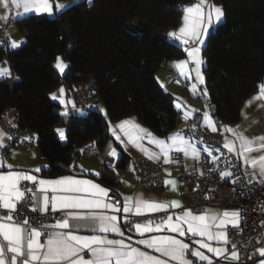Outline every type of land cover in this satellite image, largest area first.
<instances>
[{"label":"snow or ice","instance_id":"obj_1","mask_svg":"<svg viewBox=\"0 0 264 264\" xmlns=\"http://www.w3.org/2000/svg\"><path fill=\"white\" fill-rule=\"evenodd\" d=\"M87 2L91 3V0ZM73 6H76L75 2L65 5L55 3V0H0V8L5 13L0 15V21L7 22L13 9L16 10L17 17L24 18L33 13L53 16L54 8L62 12ZM182 10L181 26L178 30L168 32L167 36L184 46L187 59L173 62L172 67L189 81L193 80L194 73L191 89L195 93L200 85H205L202 72L205 61L201 56V48L209 30L223 23L225 13L221 6L211 3L210 0H197L190 6H184ZM21 43L26 41L18 43L10 40L8 47L17 49ZM190 64L193 65L192 68L189 67ZM53 67L63 75L69 65L58 56ZM10 76V67L0 66V78ZM258 90L259 94L252 99L264 100V82L258 83ZM65 93V88L60 87L58 92L50 94V98L58 100L64 106L65 110L61 114L67 116L68 105L71 104L73 109L76 106L74 102L65 99ZM200 94L207 96V88L204 87ZM251 103L252 100H249L248 104ZM175 107L181 111L180 104ZM99 111L107 115L105 110ZM193 111H182V118L188 120ZM197 123L210 128L213 133L218 131V122L207 111L197 117ZM196 127L195 123L189 126L193 135ZM222 127L225 133L230 134L225 136L223 147L234 153L245 168V188L240 194L242 198L247 197L248 192L252 191L250 186L253 183L264 186V135L250 138L245 134L242 125L235 128ZM109 129L112 136L125 146V151L131 145L149 160L163 165L179 164V161L172 159V155L182 153L186 170L191 168L203 175L196 168L201 158V149L191 138H186L183 131L160 138L131 118L116 125L109 122ZM55 131L61 140L67 139L66 129L58 128ZM9 139L11 136L0 129V210H4L0 212V264H193L190 256L197 258L201 264H213L212 257L206 255L204 250L227 264H238L240 261V251L237 244L230 239L228 230L231 227L238 230V235L242 233L241 225L247 224V213L242 214L241 209L218 211L211 207L185 208L179 200L164 201L152 194L143 193L123 196L121 199L119 194L110 196L111 190L93 179L83 178L88 170L82 166L79 176L43 178L38 174L47 165L23 168L7 163L2 150L7 147L6 140ZM24 139L31 140L30 137ZM144 141L154 145L157 150L146 147ZM94 145L95 142L89 147L94 148ZM80 151L83 152L84 149ZM203 151L216 165L212 171H217L220 157L213 155V151L218 152L219 149L205 147ZM15 155V152L11 153L12 158ZM107 155L113 161L119 156L112 145H109ZM189 160L193 163H187ZM228 165V168L219 170L220 179H228L230 183L236 184L240 177L230 170L236 165L230 161ZM76 167L72 166L73 171ZM114 167V162L106 164L105 174L108 170H114ZM165 172L171 176L168 169ZM89 174L101 176L95 170ZM164 185H170L173 191L177 190L175 179H165ZM209 198L205 193V199ZM24 206H29L36 215H23ZM176 209L180 211H174ZM57 213L61 214L60 218H56ZM150 213L165 215L158 220L148 219L145 223L133 219ZM48 214H52L53 222L41 223V219ZM261 227L264 228V222ZM132 233L139 238H134ZM259 240H264V232H261ZM241 247L246 245L242 244ZM255 251L264 257V247ZM259 264H264V259Z\"/></svg>","mask_w":264,"mask_h":264},{"label":"trees","instance_id":"obj_2","mask_svg":"<svg viewBox=\"0 0 264 264\" xmlns=\"http://www.w3.org/2000/svg\"><path fill=\"white\" fill-rule=\"evenodd\" d=\"M57 1V0H55ZM195 0H92L80 2L54 17L30 15L19 20L26 43L6 54L14 78H0V115L12 108L22 126L37 132V145L56 177L77 160L81 147L109 139L108 120L97 109L64 116L50 94L63 85L91 82L111 121L136 115L159 136L177 127L174 97L157 80L164 63L185 55L167 36L179 24L181 7ZM221 3L225 21L207 39L203 50L207 97L217 108L219 124H234L244 101L264 80V0H212ZM5 55L0 49V58ZM69 65L60 75L57 57ZM19 77V79H16ZM64 127L63 142L56 129ZM129 157L123 153L118 167ZM114 189L117 170L99 179Z\"/></svg>","mask_w":264,"mask_h":264},{"label":"crops","instance_id":"obj_3","mask_svg":"<svg viewBox=\"0 0 264 264\" xmlns=\"http://www.w3.org/2000/svg\"><path fill=\"white\" fill-rule=\"evenodd\" d=\"M74 2H75V4H77L80 2H87V0H57V1H55V3H62L65 5H72V4H74ZM91 2H92V0H91ZM195 2H197V0H195L193 3H195ZM210 2L216 4L217 6H221L223 8V11H224V7L221 3H216V2H213L212 0H210ZM88 4H90V3H88ZM192 4H190V5H192ZM190 5H188V6H190ZM60 12H61V10L54 8V15L50 16V17H54ZM224 13H225V11H224ZM4 14L5 13H4L3 8H0V15H4ZM34 14L35 13H33L31 15H34ZM41 15H46V14H41ZM182 16H183V10H182ZM182 16H181V19L179 21V24L176 27L172 28L170 31L178 30V27L181 26V24H182ZM20 19H22V18L17 17L16 16V10L13 9L11 14H10L9 20L7 21L10 23V25L6 31L9 39L15 40L18 43H20L22 41H26V36L22 33V31L19 28V20ZM224 21H225V15H224L223 22ZM7 22L0 21V49H2V40H3L2 32H1L2 27ZM221 24L210 29L209 35L211 32L216 30ZM207 39H208V37H206L205 44L201 48V56H202V59L205 61V64L202 65V72H203V75L205 78V83H206V77H205L204 70H205V67L207 65V61H206V58L204 57L203 50L206 46ZM177 43L179 44V42H177ZM22 44H24V43H21V45ZM180 46L183 49L184 46H182V45H180ZM191 46L192 45H189V47H191ZM13 50H16V49H12V51ZM180 59H187L186 53L181 58L171 59V60L166 61L164 63V65L162 66V68L157 73V80H158L159 84L161 85V87L165 91L169 92L174 97L175 104L181 105V111H179L180 117H179L178 127L172 133L183 131L186 138H191L194 143H197L194 140V138L192 137L189 129L187 128V123L189 121H194L196 123L197 117L202 116L203 112H205V111L209 112L207 109L199 107L192 99L193 95L203 96L200 93L203 91V88L206 86L200 85L198 87L197 92H195V93L193 92V90L191 89V82H194V73H193V80L189 81L188 79L181 77L179 75L178 71L172 67L173 62L179 61ZM0 66L10 67L12 76L5 77V78L10 79V78L15 77L14 71L11 68V65H10L9 60H8L6 55H4L3 57L0 58ZM189 67L192 68L193 65L190 64ZM67 69L65 70V73H66ZM177 81H179V82H177ZM262 82H264V80ZM185 83H188V87H189L188 92H185L182 89V86ZM61 87H64L66 90L65 99L68 101L74 102L75 106H76L75 109H73L71 104H69L68 109H67L68 113H70V111L73 110L74 112L77 111V114L85 115L92 109H97V110L103 109L106 111V113H107L106 116L103 114V112H101V111L100 112L108 120L109 139L106 141V143L103 146H100V149H99L97 155L86 154V153L81 152L79 158L77 160L73 161L68 166L67 172L62 174V175L56 176V177H46V176L42 175L43 170L50 168V163L43 158L41 149L38 146L32 147V148H22V147L15 148L12 151V152L16 153L15 157L14 158L11 157V153H12L11 152L5 158L7 163L12 164L13 166H16V167H23V168H34L37 166L47 165L48 167L42 168L41 173L38 174V175L42 176L43 178H57L60 176H65V175H77V176H79L81 173V167L80 166H82L83 169L88 170V172H86L84 174L83 178L93 179L96 183H100L103 187L108 188L112 191L113 189H111L109 186L105 185L99 179L103 175V172L101 170L102 166L114 162V164H115L114 169L117 170V174L119 177V184L114 186V188L120 194L121 198L123 196H134L137 193H143L145 195L152 194L153 196H155L159 199H162L164 201L179 200L182 202L184 207L187 208L188 202H189V196L192 192V186L178 177L177 164L172 163V164H168V165H163L162 163H160L163 166L164 180L165 179H175L177 181V190L176 191L171 190L170 185L165 186L164 180H163V183L161 185H152L148 188L144 187V186H139L138 184H136V182L134 180H132L129 176L126 175L123 168L118 167V163H119L123 153H125L129 157L130 161H132L137 156L144 155V154L131 145H128L127 151H125V146L122 145L120 143V141L116 140V138L114 136H112L111 131L109 129V122L112 125H116L122 120L131 118L135 122H137L141 126H143L144 128H147L148 130H150L157 137L166 138L167 136L162 137V136L157 135L153 130H151L150 128H148L144 124H142L136 115H131V116L125 117V118L117 120V121H111L105 105L102 102L97 101V96L92 93L93 86H92L91 82L74 84L71 87H66L65 85H63ZM56 92H58V90ZM258 94H259V90L257 89L252 95H250L244 101L242 109H241V117H240L239 121L234 123V124H219V122L217 121V118L213 117L210 114L212 116V118L218 122L217 128L221 130L224 137L227 135H230V134L225 133L223 131L222 126H231V127L235 128L238 125L243 126V130L245 131V134L250 138L251 137H259V136L264 135V100H253L252 99L254 96H256ZM77 96L84 101V104L82 106H77V104H76V97ZM203 97H207V96H203ZM249 100H252L251 104H248ZM55 102L59 104L58 100ZM60 107H61V110L63 112L65 110L64 106L60 105ZM80 110L84 111L83 112L84 114H81ZM193 110H196V111H193ZM182 111H193V115L190 116L188 120H185L182 118ZM245 114H246L247 118H245ZM253 121H255V123H253ZM17 122H18L17 114L12 108L7 109L3 114L0 115V129H2L3 132L8 134V135H9L8 127L11 125H15ZM199 126H201L202 128H204L206 130H210V128H208L206 126H202L201 124ZM172 133H170V134H172ZM7 141L8 140H6V144H7ZM143 143L149 149H151L153 151L157 150L154 145L147 144V141H144ZM109 145H112V147L116 148V150L119 154L118 158L115 161H113V158H111L107 155V150L109 148ZM197 147L201 149V146L199 143H197ZM81 149H82V147H81ZM33 154H35L34 158H33ZM174 154L172 155L173 160H175ZM201 159H202V152H201L200 161H199V163L196 164V166L200 165ZM185 163H186V161H185ZM187 163L191 164L193 162L189 160V161H187ZM241 163H242V161H241ZM73 165L77 166L74 171L72 169ZM242 167H243L244 172H245V168H244L243 164H242ZM165 169H168L170 171L171 176H168L166 174ZM92 170L100 172L101 176L95 177L93 175H90L89 173ZM248 172H249V176H250L251 170L249 169ZM25 183L28 184L29 187H33V185H31L30 183H28V182H25ZM111 191H110V193H111ZM110 193H109V195H110ZM205 207L215 208L218 211H223L225 209H240L238 207H235V206H232L229 204H225V203H214V204L201 206L200 208H205ZM140 223H145V222H140ZM83 234H87V233H83ZM132 235L134 236V238H139L136 236L135 233H132ZM186 242L191 243V241H186ZM194 247H196V246L194 245ZM204 251H205L206 255H209L212 257L213 262H215L216 260H220V258L214 257L212 254L208 253L207 250H204ZM262 259H264V257L260 258V260H262Z\"/></svg>","mask_w":264,"mask_h":264},{"label":"built area","instance_id":"obj_4","mask_svg":"<svg viewBox=\"0 0 264 264\" xmlns=\"http://www.w3.org/2000/svg\"><path fill=\"white\" fill-rule=\"evenodd\" d=\"M180 9L182 10L183 7ZM9 25V22L5 23L1 31L3 37L2 50H4L5 55L12 51V49L8 47L10 39L6 32ZM182 89L183 91L188 92V83H185L182 86ZM92 93L96 95L97 89L95 87H93ZM192 99L199 107L207 109L213 117H216L217 108L212 100L208 97L199 95H193ZM76 104L77 106H82L84 101L77 96ZM59 111L62 112L61 108ZM16 114L18 122L15 125L8 127L11 139L7 141V147L3 150L5 158L17 147L32 148L38 146L37 132L29 126H22L19 122L18 112H16ZM194 123V121H189L187 123L189 131V126ZM190 133L197 143H199L198 141H203L202 143H199L201 146L202 159L200 165L196 166L197 169L203 172V175H200L199 171H193L191 168L186 170L184 166L185 158L183 154H174L175 160L179 161V164H177L178 177L192 186V192L189 196L187 208L190 207L198 209L204 205L225 203L240 208L242 213H247V224L241 225V228L243 229L242 233L238 235L237 229L229 227L228 234L232 242L237 244V248L240 251L241 259L238 264H259L261 256L255 250L260 247H264V240H259L261 232H264V228L261 227V223L264 222V186L253 183L250 186L252 191L248 192L247 197L242 198L240 193L241 190L245 188L246 182L244 169L241 161L236 158L235 154L228 152V150L223 147L225 137L221 130L218 129L216 133H213L210 130H206L197 125L195 134L193 135L191 131ZM25 137H30L31 140H25ZM94 142V148H90L89 146H92ZM205 147L219 149L218 152L213 151V155L220 157L218 161L219 169L217 171H212L216 165L212 163L208 154L203 151ZM82 149H84L83 153L97 155L100 145L96 139H93L85 143L82 146ZM228 161H230L231 164L236 165V167L230 168L235 176L240 177L236 184L230 183L228 179L221 180L218 174L219 170H224L229 167ZM105 166L106 165H103L101 168L103 173L105 171ZM123 170L127 176L136 182V184L147 188L152 185H161L164 180L163 166L160 163L149 160L145 155H139L132 161L129 160L123 167ZM197 185L199 186L198 188ZM205 193L209 195V199H205ZM114 194L119 193L113 189L110 196ZM258 208L259 210H257ZM20 210L21 209L18 206V211ZM3 211L4 210H0V212ZM175 211L179 212L180 209ZM23 215L32 217L36 214L31 212L29 206H24ZM60 215V213H57L56 218H60ZM163 215L165 214L150 213L141 217H133V219L136 222H146L148 219L158 220ZM40 222H53L52 214H48L46 217H43ZM242 244L246 245V247H241ZM229 249L231 250L230 245ZM190 259L193 260V264H201V262H199L195 257L190 256ZM213 264H227V262L220 259L213 262Z\"/></svg>","mask_w":264,"mask_h":264},{"label":"rangeland","instance_id":"obj_5","mask_svg":"<svg viewBox=\"0 0 264 264\" xmlns=\"http://www.w3.org/2000/svg\"><path fill=\"white\" fill-rule=\"evenodd\" d=\"M83 112H84V111L80 110V113H81V114H84ZM58 128H64V127H58ZM58 128H57V129H58ZM64 129H65V128H64ZM62 141L64 142L65 140H62Z\"/></svg>","mask_w":264,"mask_h":264},{"label":"water","instance_id":"obj_6","mask_svg":"<svg viewBox=\"0 0 264 264\" xmlns=\"http://www.w3.org/2000/svg\"><path fill=\"white\" fill-rule=\"evenodd\" d=\"M99 102H100V101H99ZM75 114H77V111H75ZM196 124H197V125H200L199 123H197V121H196Z\"/></svg>","mask_w":264,"mask_h":264}]
</instances>
